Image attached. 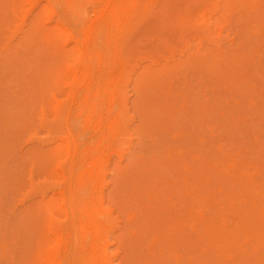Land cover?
<instances>
[{"label": "rangeland", "instance_id": "obj_1", "mask_svg": "<svg viewBox=\"0 0 264 264\" xmlns=\"http://www.w3.org/2000/svg\"><path fill=\"white\" fill-rule=\"evenodd\" d=\"M33 1L0 0V264H32L37 255L45 228L44 166L58 150L67 157L66 138L84 160L78 172L99 150L108 157L95 190L103 198L115 186V168L139 149L151 151L149 141L139 143L135 126L142 118L153 139L169 133L186 153L212 208L207 216L258 219L220 221L229 241L217 246L192 237L190 259L264 264V0H151L142 17L145 0L137 1L113 58V79L93 109L89 102L78 107L69 129L56 108L70 81L61 80L32 32ZM104 1L82 0L75 15L62 0H39L46 8L40 19L80 37ZM243 171L252 180L248 192L237 180ZM129 217L127 208L110 237L112 254L131 244L115 237Z\"/></svg>", "mask_w": 264, "mask_h": 264}, {"label": "bare ground", "instance_id": "obj_2", "mask_svg": "<svg viewBox=\"0 0 264 264\" xmlns=\"http://www.w3.org/2000/svg\"><path fill=\"white\" fill-rule=\"evenodd\" d=\"M62 1L69 11L81 14L82 0ZM137 1L105 0L80 37L59 22L53 28L43 25L40 18L46 8L39 0L33 1L32 9L37 13L32 32L46 48L49 63L58 66L61 80L70 81L56 108L68 129L78 107L89 102L93 109V99L104 90L106 81L113 79V58ZM150 9L151 0H145L141 17ZM143 120L135 126L141 134L139 143L149 141L151 151L142 153L139 149L124 167L117 165L115 186L106 197L95 195L97 179L109 162L100 150L81 172L78 168L84 160L79 158L78 145L72 148L69 137L65 140L67 157L58 150L48 158L44 166V236L32 264H195L198 261L190 259L192 237L199 241L209 238L217 246L221 239L229 241V234L218 227L220 221L237 225L258 222L251 215L239 219L207 216V207L212 208L206 206L199 177H192L186 153L179 143L168 139L169 133L153 139ZM95 125L100 130L102 119ZM237 180L246 192L253 186L246 171ZM250 204L254 208L258 202ZM127 208L129 221L115 237L127 236L131 244L112 254L110 237ZM116 213L119 217L114 218Z\"/></svg>", "mask_w": 264, "mask_h": 264}]
</instances>
